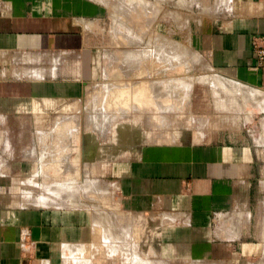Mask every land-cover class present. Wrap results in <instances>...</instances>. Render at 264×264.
<instances>
[{
    "label": "crops",
    "instance_id": "1",
    "mask_svg": "<svg viewBox=\"0 0 264 264\" xmlns=\"http://www.w3.org/2000/svg\"><path fill=\"white\" fill-rule=\"evenodd\" d=\"M189 2L196 13L185 14L188 43L228 82L220 86L232 94L229 116L200 127L198 138L140 146L134 159L112 171L155 220L166 264H264V58L256 57L264 0ZM110 5L0 0V132H14L18 124L22 138L30 139L34 117L22 111L29 103L83 94L92 76L90 38ZM165 5L176 8L173 0ZM10 163L7 170L17 165ZM4 201L0 196V264L51 258L63 229L77 231V214L62 218Z\"/></svg>",
    "mask_w": 264,
    "mask_h": 264
},
{
    "label": "rangeland",
    "instance_id": "2",
    "mask_svg": "<svg viewBox=\"0 0 264 264\" xmlns=\"http://www.w3.org/2000/svg\"><path fill=\"white\" fill-rule=\"evenodd\" d=\"M110 1L90 38L83 94L29 103L30 139L18 124L0 132L3 204L79 219L77 231L63 229L53 257L33 264H166L155 220L112 168L140 146L198 138L230 113L232 94L220 86L228 82L188 43L185 14L196 13L188 0L185 10L173 0V12L166 0ZM11 159L17 165L7 170Z\"/></svg>",
    "mask_w": 264,
    "mask_h": 264
},
{
    "label": "built area",
    "instance_id": "3",
    "mask_svg": "<svg viewBox=\"0 0 264 264\" xmlns=\"http://www.w3.org/2000/svg\"><path fill=\"white\" fill-rule=\"evenodd\" d=\"M256 57L260 61L264 58V40H261L260 45L257 47Z\"/></svg>",
    "mask_w": 264,
    "mask_h": 264
},
{
    "label": "bare ground",
    "instance_id": "4",
    "mask_svg": "<svg viewBox=\"0 0 264 264\" xmlns=\"http://www.w3.org/2000/svg\"><path fill=\"white\" fill-rule=\"evenodd\" d=\"M121 52H122V51H121ZM121 81H122V80H121ZM116 83H117V82H116ZM118 83H119V82H118ZM131 83H132V82H131ZM121 84H123V83H121ZM121 84H120V85H121ZM128 84H129V83H128ZM143 85H144V84H142L141 86H143ZM121 86H122V85H121ZM139 87H140V86H139ZM142 88H143V87H141V88H139V89L142 90ZM127 89H128V88H127ZM124 90H126V89H124ZM117 91H118V89H117ZM144 95H145V92H144Z\"/></svg>",
    "mask_w": 264,
    "mask_h": 264
}]
</instances>
